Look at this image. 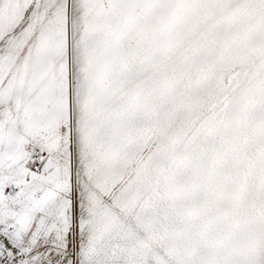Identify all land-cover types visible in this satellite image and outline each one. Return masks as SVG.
<instances>
[{"label": "snow or ice", "instance_id": "obj_1", "mask_svg": "<svg viewBox=\"0 0 264 264\" xmlns=\"http://www.w3.org/2000/svg\"><path fill=\"white\" fill-rule=\"evenodd\" d=\"M0 264H264V0H0Z\"/></svg>", "mask_w": 264, "mask_h": 264}]
</instances>
